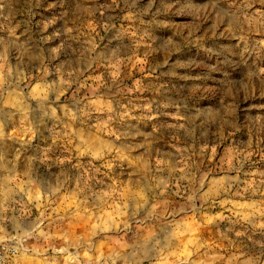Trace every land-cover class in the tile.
Returning <instances> with one entry per match:
<instances>
[{
  "label": "rangeland",
  "instance_id": "rangeland-1",
  "mask_svg": "<svg viewBox=\"0 0 264 264\" xmlns=\"http://www.w3.org/2000/svg\"><path fill=\"white\" fill-rule=\"evenodd\" d=\"M0 5L5 264H264V0Z\"/></svg>",
  "mask_w": 264,
  "mask_h": 264
},
{
  "label": "built area",
  "instance_id": "built-area-1",
  "mask_svg": "<svg viewBox=\"0 0 264 264\" xmlns=\"http://www.w3.org/2000/svg\"><path fill=\"white\" fill-rule=\"evenodd\" d=\"M20 244L16 238H8L0 241V264H5L17 254Z\"/></svg>",
  "mask_w": 264,
  "mask_h": 264
},
{
  "label": "clouds",
  "instance_id": "clouds-1",
  "mask_svg": "<svg viewBox=\"0 0 264 264\" xmlns=\"http://www.w3.org/2000/svg\"><path fill=\"white\" fill-rule=\"evenodd\" d=\"M3 7V5H0V8H2ZM0 82H2V77H0ZM0 128H2V125H0ZM0 135H2V131H0ZM81 155H85V153L84 152H81L80 153ZM100 153H98V152H93L92 153V156H93V158H95V159H99L100 158ZM3 231V229L2 228H0V232H2ZM4 239V237H2V236H0V241H2Z\"/></svg>",
  "mask_w": 264,
  "mask_h": 264
},
{
  "label": "crops",
  "instance_id": "crops-1",
  "mask_svg": "<svg viewBox=\"0 0 264 264\" xmlns=\"http://www.w3.org/2000/svg\"><path fill=\"white\" fill-rule=\"evenodd\" d=\"M8 238H9V237H8ZM8 238H4V239H8ZM4 239H3V240H4ZM21 249H22V248H21ZM11 264H21V263L13 261Z\"/></svg>",
  "mask_w": 264,
  "mask_h": 264
},
{
  "label": "bare ground",
  "instance_id": "bare-ground-1",
  "mask_svg": "<svg viewBox=\"0 0 264 264\" xmlns=\"http://www.w3.org/2000/svg\"><path fill=\"white\" fill-rule=\"evenodd\" d=\"M20 249H21V246H19L18 251H17V254H18V252H19ZM17 254H16V255H17ZM16 255H15V256H16ZM15 256H14V257H15ZM14 257H13V258H14Z\"/></svg>",
  "mask_w": 264,
  "mask_h": 264
}]
</instances>
